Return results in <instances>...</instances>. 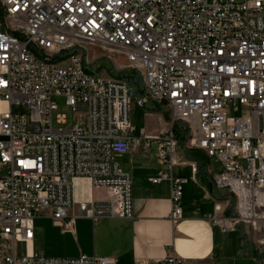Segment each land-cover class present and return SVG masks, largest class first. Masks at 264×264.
I'll return each mask as SVG.
<instances>
[{
    "label": "built area",
    "instance_id": "obj_1",
    "mask_svg": "<svg viewBox=\"0 0 264 264\" xmlns=\"http://www.w3.org/2000/svg\"><path fill=\"white\" fill-rule=\"evenodd\" d=\"M93 49L139 73L138 107L169 108L155 133L130 124V82L114 70L88 72ZM0 97L8 104L0 116V264H112L31 254L34 219L70 230L74 204L92 223L133 219L131 179L114 159L152 146L164 168L152 183L170 182L169 219L181 221L187 181L173 176L180 125L190 134L185 147L219 166L215 192L231 199L229 213L214 207L211 225L225 234L246 227L264 262V0H0ZM55 98L81 116L69 129L53 127ZM76 179L88 182L89 200L75 202ZM99 189L104 201L93 197ZM139 264L184 261L170 253Z\"/></svg>",
    "mask_w": 264,
    "mask_h": 264
},
{
    "label": "crops",
    "instance_id": "obj_2",
    "mask_svg": "<svg viewBox=\"0 0 264 264\" xmlns=\"http://www.w3.org/2000/svg\"><path fill=\"white\" fill-rule=\"evenodd\" d=\"M7 111L8 104L0 97V116ZM177 158L182 164L173 168V176L187 181L183 187L181 221L173 223L169 219L170 182L152 183L164 169L157 159L156 146H152L146 155L136 150L114 159L118 169L131 179L133 219H101L92 223L79 217L78 206L74 204L69 211V217L74 219L70 230L54 225L48 217L34 219L29 252L41 251L53 259L109 258L112 264H139L162 259L170 253L181 257L184 264H264L254 258L246 227L225 234L210 223L215 206L220 204L229 213L231 205V199L214 190L215 162L179 142ZM73 185L75 202L89 200L86 180L76 179ZM93 197L104 201L106 190H95Z\"/></svg>",
    "mask_w": 264,
    "mask_h": 264
},
{
    "label": "rangeland",
    "instance_id": "obj_3",
    "mask_svg": "<svg viewBox=\"0 0 264 264\" xmlns=\"http://www.w3.org/2000/svg\"><path fill=\"white\" fill-rule=\"evenodd\" d=\"M240 1V0H237ZM93 52H89V63H91V66L88 67V72L90 73H98L100 76H112L113 70L115 71L114 76L117 78H121L124 80H127L131 83V80L129 77H126L127 75H137L139 76V73L132 72L129 70H122L120 67L124 64L122 60H118L117 62L111 64L106 59L97 58L99 50L93 49ZM92 53V54H91ZM95 58L93 59V55ZM136 76V80L137 77ZM140 77V76H139ZM136 83V82H134ZM132 84V83H131ZM134 87V85H133ZM143 91V84L142 82H138L137 87H134V92L130 99V107H129V116H130V124L132 127H134L136 130L140 129L141 127H145L147 130H158L161 119L163 122L168 121L170 118V110L165 105H159L156 103H150L145 106V108H140L136 105V100L140 98V94L137 93L136 90ZM54 103L57 105V110H55L52 113V124L55 129L63 128V129H69L71 126L79 119L81 118L80 115H74L70 108H68L65 105V100L63 98H55ZM152 113V114H150ZM230 116L235 117L236 114H229ZM58 117H64L65 123L63 125L57 123ZM162 117V118H161ZM180 130L183 133L184 136V143L183 146L187 144V140L190 137L188 129H185L182 125L179 126ZM216 172L219 171V166L215 165ZM250 239V236H249ZM251 245V244H250ZM252 247V246H251ZM253 249V247H252ZM18 255L25 256L26 254V248L24 245H19L18 248ZM253 249V253H254Z\"/></svg>",
    "mask_w": 264,
    "mask_h": 264
},
{
    "label": "trees",
    "instance_id": "obj_4",
    "mask_svg": "<svg viewBox=\"0 0 264 264\" xmlns=\"http://www.w3.org/2000/svg\"><path fill=\"white\" fill-rule=\"evenodd\" d=\"M136 76L137 75H127L126 77H129V79L131 80V83H132V85H134V87L136 86L137 87V84H138V82H141V79H140V77L139 76H137L138 78H137V80H136ZM118 77V76H117ZM134 82H136V83H134ZM137 91V93L138 94H140V96H141V94H142V91H139V89L138 90H136ZM174 133H175V136H176V138H177V140H178V142L180 143V144H182L183 145V141H184V136H183V133H182V131L180 130V128H179V126H176L175 127V129H174Z\"/></svg>",
    "mask_w": 264,
    "mask_h": 264
}]
</instances>
